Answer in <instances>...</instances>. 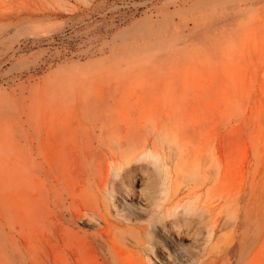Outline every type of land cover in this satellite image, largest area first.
<instances>
[{"label":"rangeland","instance_id":"374dc122","mask_svg":"<svg viewBox=\"0 0 264 264\" xmlns=\"http://www.w3.org/2000/svg\"><path fill=\"white\" fill-rule=\"evenodd\" d=\"M0 264H264V0H0Z\"/></svg>","mask_w":264,"mask_h":264},{"label":"bare ground","instance_id":"6f19581e","mask_svg":"<svg viewBox=\"0 0 264 264\" xmlns=\"http://www.w3.org/2000/svg\"><path fill=\"white\" fill-rule=\"evenodd\" d=\"M153 157L155 160H158L157 155H153ZM108 166H111V170L112 169L114 170V174L117 179L111 181L110 180L108 181V177L102 179L100 186L98 187L96 186L95 189L97 190V192L100 193V195H103L102 193L105 192L107 196L112 198L113 205H115L117 199H119L117 194L120 192V190H127V189L130 190L131 184L133 183L134 179L131 178L125 182V178L123 174L124 169L122 167V164L120 162H116L114 158H113V162L110 163ZM117 183H119V185H117ZM102 190H104V192H102ZM96 197L97 196L94 195L95 200ZM106 208L107 210L111 209L108 207ZM85 210L86 212H90L92 214L98 215L99 217L103 218L105 221L108 219L105 215V212H101L99 210L95 212L91 208H87V206H85ZM152 212L153 213H151L150 217L146 219V222L144 223L136 222L134 223L135 228L126 227L124 229L127 233L125 236L126 238L125 241L128 244L135 246L140 250H143L144 252L145 251L153 252L155 250H159V248H161L159 246L162 244V240H163L162 238L164 232H162V227H165V221L163 220L164 217L160 214L161 210L158 211L156 209H152ZM101 239H102V235H98L96 236V239H94V241L95 240L99 241Z\"/></svg>","mask_w":264,"mask_h":264}]
</instances>
